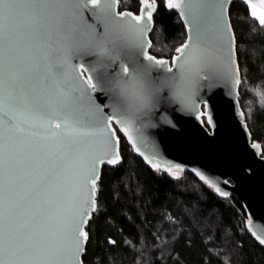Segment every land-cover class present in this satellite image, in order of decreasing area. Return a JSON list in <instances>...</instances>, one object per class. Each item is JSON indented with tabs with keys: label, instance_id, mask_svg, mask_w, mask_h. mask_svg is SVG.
Instances as JSON below:
<instances>
[{
	"label": "snow or ice",
	"instance_id": "6c2138e0",
	"mask_svg": "<svg viewBox=\"0 0 264 264\" xmlns=\"http://www.w3.org/2000/svg\"><path fill=\"white\" fill-rule=\"evenodd\" d=\"M118 2L0 0V85L7 83L8 98L23 101L32 120L27 129L6 112L0 120V264H83L98 169L120 163L121 140L112 124L121 125L119 132L132 142V123L164 98L165 89L180 98L202 68L218 66L219 53L236 54L225 7L230 0H163L181 17L192 15L194 35L191 47L176 48L184 57L173 60L174 66L180 61V75L153 78V67L166 62L134 51L143 47L136 25L144 17L129 12L135 25L125 21L124 13L115 14ZM140 2L152 21L155 0ZM244 3L264 29V0ZM210 12L216 23L211 41L205 38ZM141 55L150 63L140 62ZM84 56L96 58L91 71L99 70L98 76L81 80L85 66L72 60ZM117 61L119 70L110 74ZM97 90L112 94L115 116L101 115L104 101L97 105L92 97Z\"/></svg>",
	"mask_w": 264,
	"mask_h": 264
},
{
	"label": "trees",
	"instance_id": "16d2710c",
	"mask_svg": "<svg viewBox=\"0 0 264 264\" xmlns=\"http://www.w3.org/2000/svg\"><path fill=\"white\" fill-rule=\"evenodd\" d=\"M155 4L148 54L166 62L187 42V31L175 10L163 0ZM141 6L140 0L118 2L120 12L133 15ZM228 13L237 40L234 85L241 118L264 159V29L240 3L230 2ZM199 120L209 129L204 106ZM117 135L121 163L102 168L83 264H264V244L252 235L234 196L220 197L188 171L177 169L181 176L172 177L167 165L133 153Z\"/></svg>",
	"mask_w": 264,
	"mask_h": 264
},
{
	"label": "water",
	"instance_id": "95a60500",
	"mask_svg": "<svg viewBox=\"0 0 264 264\" xmlns=\"http://www.w3.org/2000/svg\"><path fill=\"white\" fill-rule=\"evenodd\" d=\"M232 1L244 5L250 15V9L244 0H230ZM253 2L258 3L259 0H253ZM228 5L229 3L225 5L227 9ZM142 7L143 5L141 9ZM141 9L140 15H143L144 19L140 25H136V28L142 30L136 33V39L143 47L142 49L136 48L134 51L148 54V48L151 45L149 36L153 30V23L147 21L146 10L142 13ZM175 11L187 31L186 43L191 47L192 41L189 37L194 35L191 31L192 15L186 11L185 16L181 17L179 11ZM120 13L125 14V21L135 25V21H131L127 15L129 12H120L117 4L115 14ZM88 18L91 22V17ZM228 22H230L229 13ZM215 27L214 13L210 12L205 32L207 40L211 41ZM219 55L221 60L218 66L213 69L202 68L200 76L193 77L194 84L184 91L180 98L172 96L165 89L162 93L164 98L147 115H142L132 123V142H129L128 138L119 132L121 125L114 122L112 128L121 134L133 153L147 157L155 163L165 164L168 166L167 169L177 168L188 171L199 178L203 176L222 198L234 196L245 210L251 224L252 235L257 239L259 237L260 241L264 239V159L252 146L246 125L241 118L234 85L236 69L234 56L227 50ZM178 56L181 61L184 59L180 53H177L174 58ZM174 58L166 61L164 65H155L151 76L153 78L172 76L173 73L179 76L180 61H177V66H174ZM95 59V57L84 56L72 60V65L84 64L85 66L86 71L82 74L81 80L87 78L88 75H99V70L91 71L92 62ZM140 62L150 63L144 59L143 55L140 56ZM119 63L117 61V64L109 69L110 74L114 70H119ZM169 67L173 68L172 73L167 72ZM7 87L6 82L0 85V120L5 119L4 113L6 112L16 120L18 127L27 129L32 123L28 115L30 110L19 98L10 100ZM177 91H179V84ZM111 95L110 92L105 93L99 90L92 92L95 104L100 105V102L104 101L101 105L103 107L101 115L105 119L116 115L109 99ZM203 106L208 117L209 129L205 128L199 120ZM116 118L127 119L120 116ZM119 164L115 166L105 164L104 166L116 167ZM102 168L103 166L98 169L99 176H101ZM98 185L99 181L96 195L93 197L96 208ZM94 213L91 214V218Z\"/></svg>",
	"mask_w": 264,
	"mask_h": 264
},
{
	"label": "rangeland",
	"instance_id": "374dc122",
	"mask_svg": "<svg viewBox=\"0 0 264 264\" xmlns=\"http://www.w3.org/2000/svg\"><path fill=\"white\" fill-rule=\"evenodd\" d=\"M167 173H169L172 177H180L181 176V172L179 170H177V168H170V169H168Z\"/></svg>",
	"mask_w": 264,
	"mask_h": 264
}]
</instances>
